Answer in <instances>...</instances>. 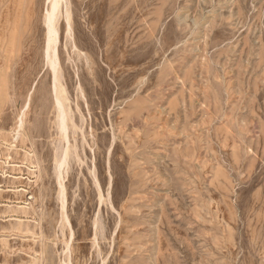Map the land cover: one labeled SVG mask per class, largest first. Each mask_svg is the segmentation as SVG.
Returning a JSON list of instances; mask_svg holds the SVG:
<instances>
[{
	"label": "rangeland",
	"instance_id": "obj_1",
	"mask_svg": "<svg viewBox=\"0 0 264 264\" xmlns=\"http://www.w3.org/2000/svg\"><path fill=\"white\" fill-rule=\"evenodd\" d=\"M48 1L0 0V264H264V0L62 1L66 134Z\"/></svg>",
	"mask_w": 264,
	"mask_h": 264
},
{
	"label": "bare ground",
	"instance_id": "obj_2",
	"mask_svg": "<svg viewBox=\"0 0 264 264\" xmlns=\"http://www.w3.org/2000/svg\"><path fill=\"white\" fill-rule=\"evenodd\" d=\"M48 1V0H47ZM62 1L64 2L63 3V5H65V2H66V0H50V8H48L49 10H48V13H46L47 15H45L46 16V18L44 17V19L46 20V31H47V45H46V43H45V49H46V56H47V60H48V63H49V65H50V69H52V73H53V78H52V80H53V84H52V87H54L53 88V93H54V98H55V101H56V106H57V109H58V124H59V128H60V130L62 131V132H64L65 134L67 133V120H68V118H70V114H69V112L70 111H68V106H67V104L65 103V99H64V97L62 96V91H61V89H62V84H61V82H60V75H59V72H58V59H57V53H56V49H57V39H58V26L57 25H59V24H57L58 23V18H59V15H60V7H61V4H62ZM69 1V0H68ZM49 2V1H48ZM70 2V1H69ZM68 2V3H69ZM70 4H68V6H69ZM66 7V6H65ZM65 7H64V9H65ZM46 8V7H45ZM69 9H70V7H68ZM68 8H66V14H65V10H62V11H64V14L65 15H67V18H66V16H65V18L68 20V21H66V24H68V22L70 21L71 22V19L69 20V16H71V14L69 15V12H68ZM68 9V10H67ZM61 11V12H62ZM63 14V13H62ZM45 20L43 21V22H45ZM69 25V29H72V27H70L71 26V24H68ZM68 25H66V26H68ZM66 29H68V28H66ZM69 29H68V32H70V33H72L71 32V30L69 31ZM66 32V31H65ZM70 33H68V34H70ZM71 35V34H70ZM73 38V37H72ZM75 44V43H74ZM65 47V46H64ZM75 47V46H74ZM74 49V48H73ZM77 86V85H76ZM79 86V85H78ZM80 87V86H79ZM81 89V88H80ZM61 91V92H60ZM87 107V106H86ZM90 116V115H89ZM71 119H72V117H71ZM57 120V119H56ZM19 123H18V126L21 128L22 126H23V120L22 119H19ZM83 129V128H82ZM20 130V129H19ZM19 130H17V132L19 131ZM91 130V129H90ZM23 135V134H22ZM65 138H67L68 136H64ZM63 137V138H64ZM114 138V137H113ZM69 139V138H68ZM66 140V139H65ZM66 142H68V141H66ZM82 142V141H81ZM114 142V141H113ZM69 143V142H68ZM84 144V143H83ZM66 147V146H65ZM64 147V148H65ZM66 148H68V147H66ZM65 148V150L64 151H66L67 149ZM55 150V149H54ZM93 150V149H92ZM64 151H63V153H64ZM65 154V156L66 155H68V151H66V153H64ZM65 156H63V159H65V160H63V159H60V165L58 164V167L60 166V167H62V165L63 164H65L66 162H68V161H66V158H64ZM77 156V155H76ZM108 156V155H107ZM59 159V158H58ZM81 160V159H80ZM62 161V162H61ZM64 161H65V163H64ZM66 164H68V163H66ZM65 164V165H66ZM66 166H69V165H66ZM65 166V167H66ZM59 169V168H58ZM61 169V168H60ZM59 172H58V175H60L61 174V171L60 170H58ZM64 172H66V173H68V171H66V168H65V171ZM93 172V171H92ZM60 173V174H59ZM110 174V173H109ZM62 175V174H61ZM60 175V176H61ZM95 175V174H94ZM111 175V174H110ZM59 176V177H60ZM96 178V177H95ZM61 179V178H60ZM62 180V179H61ZM62 183H63V181H62ZM61 183V185H62V187L60 188V191H61V189H64V187H63V184ZM98 184V183H97ZM96 185V184H95ZM110 185V184H109ZM100 189V188H99ZM102 192V191H101ZM110 192V191H109ZM60 194V193H59ZM61 194H63V196H64V192H63V190H62V192H61ZM60 194V195H61ZM110 195V194H109ZM59 197V196H58ZM101 197H103V195L101 196ZM110 197V196H109ZM64 199V198H63ZM102 199V198H101ZM61 201V200H60ZM65 201V200H64ZM99 201H101L100 199H99ZM63 203V202H62ZM99 204H101V203H99ZM62 204L60 203V207H63V206H61ZM65 205V204H64ZM65 207V206H64ZM112 208V207H111ZM114 208V207H113ZM61 209H63V208H61ZM100 209V208H99ZM98 209V210H99ZM115 210V209H114ZM64 211V210H63ZM118 213V212H117ZM65 214V213H64ZM97 214H99V213H97ZM61 215V214H60ZM120 215V214H119ZM63 216V215H62ZM97 216H100V215H97ZM63 217H65V216H63ZM120 218V217H119ZM98 220V219H97ZM63 221H65V219H63ZM58 223H59V221H58ZM97 223H99V222H97ZM96 224V223H95ZM68 225H69V223H68ZM95 227V226H94ZM71 228V227H70ZM95 229V228H94ZM118 229V228H117ZM73 231V230H72ZM95 231V230H94ZM73 233V232H72ZM95 233V232H94ZM57 234V233H56ZM73 234H71V236H72ZM96 235V234H95ZM71 239L72 238H70V241H71ZM113 241V240H112ZM64 243V242H63ZM70 244V243H69ZM113 244V243H112ZM69 246V245H68ZM69 248V247H68ZM66 249V248H65ZM62 250V249H61ZM64 250V249H63ZM112 250V249H111ZM66 251V250H65ZM70 251V250H69ZM107 259V258H106ZM106 259H105V262H106ZM68 260H69V258H68ZM63 262V261H62ZM71 264V263H70ZM102 264V263H101Z\"/></svg>",
	"mask_w": 264,
	"mask_h": 264
}]
</instances>
